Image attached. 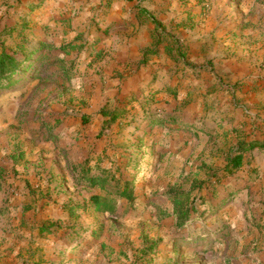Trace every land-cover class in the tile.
I'll list each match as a JSON object with an SVG mask.
<instances>
[{"label":"rangeland","instance_id":"374dc122","mask_svg":"<svg viewBox=\"0 0 264 264\" xmlns=\"http://www.w3.org/2000/svg\"><path fill=\"white\" fill-rule=\"evenodd\" d=\"M163 1L160 39L128 62L107 44L117 0H0V55L17 59L0 75V264H264V149L223 171L240 139L264 140V89L246 103L180 38L240 11L229 55L264 72V0ZM104 170L130 183L116 212L90 206L106 192L83 173Z\"/></svg>","mask_w":264,"mask_h":264},{"label":"crops","instance_id":"0c3cea01","mask_svg":"<svg viewBox=\"0 0 264 264\" xmlns=\"http://www.w3.org/2000/svg\"><path fill=\"white\" fill-rule=\"evenodd\" d=\"M140 1H144L143 3L149 4L147 6L145 5L147 8L146 10L154 16L155 14L152 12L159 7L162 2H164L163 0ZM172 1L177 2L178 0ZM137 4L138 2L135 1L117 0V2H115L111 7L106 20L108 23L117 22V26L111 33L114 37H111L108 41L104 40L103 42L107 41V44L112 45L114 41V44L123 46L124 49L119 59H124L128 62H135L143 59L145 50H147L146 48L153 47L152 45L154 44L156 37L154 34V28H152L149 24V21L146 22L145 20L148 18L140 15L141 8H138ZM169 15L171 14L168 13L165 17L161 16L166 24L172 21ZM239 16H241L240 11L238 13L235 12L233 16L234 21L228 24L226 22L220 23V21L211 20V17H209L208 21H206L202 27L201 35H196L197 30H184V32L181 33L183 29H180V38L186 40V45H189L190 52L192 51V56H194L197 46H201V49L199 50L202 52V57H206L209 61H212L215 70L223 79H228L227 82L234 85L237 82L242 83L247 90H250L249 95L247 94L245 97L248 100L246 103L251 104L252 102H258L257 100H251V98L253 99L257 97L260 91H263L264 89V72H259L256 68V62L252 59H242L240 49V52L236 53L238 55H229V53L236 51L235 49H232V47L235 46V43H237L236 40L238 39L235 36V31L238 26L241 28V24L237 20ZM184 18L186 17L182 15L180 20H184ZM175 22L180 21L176 20ZM228 30L233 32L232 34L226 36L229 33ZM196 37L201 41V45L198 44V42H195L197 41L195 39ZM227 37L230 38L226 43ZM199 55L200 54H196V56ZM161 57H166V55L161 53ZM155 61H157L156 57L152 60V62ZM5 247L7 246H4V248ZM2 248L3 247L0 249Z\"/></svg>","mask_w":264,"mask_h":264},{"label":"trees","instance_id":"16d2710c","mask_svg":"<svg viewBox=\"0 0 264 264\" xmlns=\"http://www.w3.org/2000/svg\"><path fill=\"white\" fill-rule=\"evenodd\" d=\"M143 11V12H142ZM140 15L146 16L152 24L155 25L154 31L158 33L160 26L157 22L155 16L151 15L145 9H140ZM157 36V41L160 37ZM156 38V37H155ZM160 42V41H159ZM159 42L156 43V46H159ZM17 68V59L9 54V52H3L0 55V75L5 76L7 73L16 70ZM105 116H110L111 114L104 113ZM120 114H113L111 121L107 122L105 128L120 117ZM255 149H264V140H251L246 141L245 139L239 140L238 147L228 155L226 159V165L223 169L224 177H230L235 175L239 170L242 169L245 164V154L251 152ZM85 180L90 181L93 185L100 187L103 191L106 192L105 195L94 194L91 197V205L97 212H116L117 207L112 199L114 196L119 198H124L129 202L132 201V191L130 189V183L123 181H117V178L113 175V171H101L99 175H91L90 173L84 174ZM75 211V209H73Z\"/></svg>","mask_w":264,"mask_h":264}]
</instances>
